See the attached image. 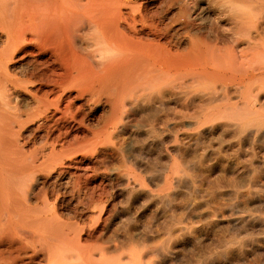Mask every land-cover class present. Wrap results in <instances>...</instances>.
Masks as SVG:
<instances>
[{"label": "bare ground", "instance_id": "1", "mask_svg": "<svg viewBox=\"0 0 264 264\" xmlns=\"http://www.w3.org/2000/svg\"><path fill=\"white\" fill-rule=\"evenodd\" d=\"M0 264H264V0H0Z\"/></svg>", "mask_w": 264, "mask_h": 264}, {"label": "rangeland", "instance_id": "2", "mask_svg": "<svg viewBox=\"0 0 264 264\" xmlns=\"http://www.w3.org/2000/svg\"><path fill=\"white\" fill-rule=\"evenodd\" d=\"M196 183H197V182H196ZM197 195L199 196V198H198V196H197V199L200 200L201 195H200L199 193H197Z\"/></svg>", "mask_w": 264, "mask_h": 264}]
</instances>
